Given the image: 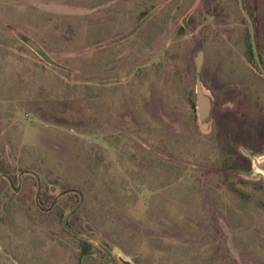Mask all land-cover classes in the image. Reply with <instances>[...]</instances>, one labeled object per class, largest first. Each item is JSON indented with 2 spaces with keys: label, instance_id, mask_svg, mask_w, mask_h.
<instances>
[{
  "label": "rangeland",
  "instance_id": "374dc122",
  "mask_svg": "<svg viewBox=\"0 0 264 264\" xmlns=\"http://www.w3.org/2000/svg\"><path fill=\"white\" fill-rule=\"evenodd\" d=\"M192 1L0 0V264H80L79 238L52 240L71 191L84 202L70 224L97 259L101 246L112 264H264V176L245 155L264 159V76L228 0L200 121L194 37L179 32ZM244 8L264 54V0ZM241 90L252 103L236 104ZM37 181L55 214L36 209Z\"/></svg>",
  "mask_w": 264,
  "mask_h": 264
},
{
  "label": "flooded vegetation",
  "instance_id": "af4514ba",
  "mask_svg": "<svg viewBox=\"0 0 264 264\" xmlns=\"http://www.w3.org/2000/svg\"><path fill=\"white\" fill-rule=\"evenodd\" d=\"M227 1L228 0H193L191 3L190 10H188V12L185 16L180 18V25H181L180 29H179L180 39L183 38V35H184L183 30L184 29L187 30L186 28H189L191 30L192 36L194 37L193 41L195 44V46H194L195 61L197 60V58L200 54L202 55V65H201L200 71L198 73L199 79H200V73L203 71V67L205 66V62H206V47L209 45L210 40L214 39V35L212 32L213 29L214 28H220V27L225 28L228 26V22H229V15L228 14H229V12H228V8H227V3H228ZM180 2L183 3V0H180ZM237 2H238V0H237ZM243 6H244V0H243ZM238 7H239V4H238ZM239 10H240V8H239ZM245 11L247 13L249 12V10H247V9H245ZM189 12H191V13H189ZM253 26H254V23H253ZM254 30H255V27H254ZM255 34H256V30H255ZM248 35H249V31H248ZM219 39H220V36H219ZM255 41H256V47H257L259 59L261 62L262 70H260L257 67L253 56H252V61L255 65L259 75L264 76V54H263V51L261 52V46H260L259 41L256 39V36H255ZM257 41H258V43H257ZM252 55H253V52H252ZM195 68H196V66H195ZM195 72H196V70H195ZM208 88L212 92V89L210 87H208ZM230 92H233V90H230ZM225 93L226 92L223 91V96ZM223 96H222V98L227 97V95H225L224 97ZM240 96H241L240 98H242V102L238 101V102H236V104H239V105L242 104L243 105L244 103H247V104L252 103L249 93L244 92V90H241ZM213 97H215V95H213ZM222 102L225 103L224 104L225 106H228V105H230L231 100L228 101V99H227V102L225 100ZM256 104H258L257 108L258 107L262 108V106H261L262 101L257 100ZM1 177L4 178L5 180H7V183H8L10 190H12L16 194L21 192L20 184H19L17 190H15L13 183H12V180L9 178V176L2 175ZM33 186H36V189H37L34 205H35L36 209L40 212V215L47 217L51 213L55 214L56 208L58 206V199H55V198L51 199L50 198V194L55 193L54 188L52 186H49V185L46 187L45 185H43L39 181L36 182V185L33 184ZM33 188H35V187H33ZM47 188H48V191L46 190ZM68 193L69 194L70 193L76 194L78 196V201L76 202L75 207H73V209L71 211H69L62 220V230L61 231L63 232V236L60 234L54 235L52 240L54 242H58L59 244L61 242L65 243L66 241H70L71 238L65 237L66 236L65 233L68 234V237H73L74 239L79 238L80 239L79 242H77V240H76L75 243H77V248L79 249L78 253H79V258H80V264H85L87 261L96 262L98 264H112L114 261V258H112V260L110 261V257L102 250L101 246H100V249L106 254V256H108V260L103 261L102 259H97L96 255L94 254V252L92 250V246L90 244L88 245V241H87L86 237L81 236L77 232V230L74 229L73 226H71L70 223L72 221V218L81 209L82 204L84 202V199H83L82 193L80 191H71ZM50 200H51V202H50ZM65 207H61V208L59 207L58 210L62 211V210H64ZM40 215H39V217H41ZM68 215H70V216L67 219L66 224H64V220ZM85 257H90V259H87L83 263V259Z\"/></svg>",
  "mask_w": 264,
  "mask_h": 264
},
{
  "label": "water",
  "instance_id": "95a60500",
  "mask_svg": "<svg viewBox=\"0 0 264 264\" xmlns=\"http://www.w3.org/2000/svg\"><path fill=\"white\" fill-rule=\"evenodd\" d=\"M238 4H239L240 11L248 24L249 39H250L251 49L253 52L255 63L257 67L260 70H262L261 62H260L257 47H256L255 30H254L252 19L250 18L249 14L244 9L243 0H238ZM31 46L38 54H40L41 56H44V54L35 45L31 44ZM201 65H202V55L200 54L196 60L197 75L200 71ZM195 94H196V108H197L200 121H202L203 123H207L208 118H209V113L213 105V98L210 92L202 86L199 76L196 78V82H195ZM245 155L250 159L252 163L251 168L256 170L257 172H259L261 175L264 176V159H257L256 157L249 156L247 153H245ZM69 216L70 215H68L65 218L64 224H66ZM102 250L110 257V261H111L113 258L112 253L109 252L104 247H102ZM87 259H90V257H85L83 259V263Z\"/></svg>",
  "mask_w": 264,
  "mask_h": 264
},
{
  "label": "trees",
  "instance_id": "16d2710c",
  "mask_svg": "<svg viewBox=\"0 0 264 264\" xmlns=\"http://www.w3.org/2000/svg\"><path fill=\"white\" fill-rule=\"evenodd\" d=\"M248 14H249L250 18H251L252 21H253V20H254V16H253L250 12H248ZM253 23H254V22H253ZM257 40H258V39H257ZM257 43H258V41H257ZM249 50H250V55L253 56V55H252L251 45H249Z\"/></svg>",
  "mask_w": 264,
  "mask_h": 264
}]
</instances>
